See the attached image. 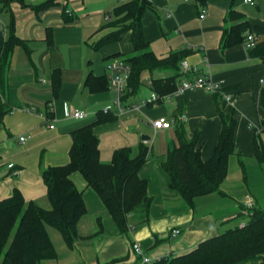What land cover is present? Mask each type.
Wrapping results in <instances>:
<instances>
[{"label": "crops", "instance_id": "crops-1", "mask_svg": "<svg viewBox=\"0 0 264 264\" xmlns=\"http://www.w3.org/2000/svg\"><path fill=\"white\" fill-rule=\"evenodd\" d=\"M129 1L24 0V4L13 3L10 10L0 14V23L7 26V38L8 22L14 17L15 35L24 43L12 52L6 72L3 99L11 112L5 116L0 129V202L19 191L27 203L36 202L49 209L42 171L66 166L70 162L71 134L96 123L102 109L113 104L115 93L110 81L108 90L94 93L86 87V79L90 73L108 77V64L115 59L113 56L131 53L129 33L120 42L99 50L94 48L112 32L105 27L106 17ZM207 1L206 6H200L194 0H150L151 7L142 19L144 35L160 59L176 51H190L184 60L196 72L182 74L178 87L208 75L232 95V101L226 103L221 95L217 99L201 90L188 91L171 101L142 107L140 113L123 117L113 114L115 119L94 127L104 163H110L114 153L122 148L137 150L142 144L150 148L139 176L148 181L152 206L148 221L135 226L130 239H126L120 235L97 193L80 173H73L71 179L82 192L87 208L80 225L83 240L79 243L94 242L93 264L121 259H126V264H135L139 259L132 252L133 242L139 243L146 256L153 260L183 255L210 238L248 223L250 219L246 222L245 218L250 214L244 208L247 198L253 199L255 209L264 211V203L257 196L264 193V165L255 160L254 149L255 129L264 119L260 104L264 92L261 82L264 81V59L251 57L245 43L222 48L225 29L234 25L227 21L232 7L250 22L246 35H254L258 44L264 42V0H253L254 4L246 0ZM204 10L206 16L201 19ZM55 71L60 73L61 80L57 95L53 91ZM174 75L173 72H145L141 90L127 97L126 103L141 105L155 92L153 77ZM67 108L85 111L88 116L84 120L67 118ZM230 109L235 111L237 120L235 155L221 186L222 205L215 213L208 206L203 209L216 197L209 195L198 199L192 209L163 169L168 152L178 145L176 125L183 124L190 139L195 132L200 133L202 159L207 162L213 156L222 130L220 112L227 114ZM159 118L172 122V128L155 130L152 123ZM52 124L54 129L50 128ZM23 136L29 137L26 143L20 142ZM241 161L245 162L246 175ZM10 165L14 166L10 168ZM100 221L101 229L98 228ZM233 221L240 223L232 227ZM175 230L180 234L173 235Z\"/></svg>", "mask_w": 264, "mask_h": 264}, {"label": "trees", "instance_id": "trees-1", "mask_svg": "<svg viewBox=\"0 0 264 264\" xmlns=\"http://www.w3.org/2000/svg\"><path fill=\"white\" fill-rule=\"evenodd\" d=\"M194 1L200 6H206L208 2ZM13 3L24 4V0H0V14L10 10ZM150 7V0H131L117 6L109 15L111 22L105 26L112 32L94 46L95 50H99L120 42L124 35L130 34L131 53L113 56L121 57L131 66L126 101L127 97L141 90L145 72L175 73L170 78L153 77L152 80V89L158 95L173 94L183 74L181 64L190 54L187 50L176 51L164 59L154 54L142 25L143 16ZM227 21L234 25L225 29L222 48L244 44L250 29L248 19L232 7ZM8 31L7 41L0 45V129L5 116L11 112L3 99L9 59L14 49L24 44L15 35L14 17H10ZM250 56L264 59V42L250 50ZM52 78L53 91L57 95L61 83L60 73L55 71ZM86 87L94 93L108 90L109 79L107 76L96 77L90 73ZM215 96L219 99V95ZM260 104L264 111V92ZM220 117L222 130L209 161L204 162L202 159L200 133L195 132L190 139L185 126L178 123L175 128L178 145L170 149L163 163V169L175 190L192 209H195L200 198L222 195L221 186L228 176L230 160L235 155V111L230 109L227 114L222 111ZM113 119L115 117L112 114L104 115L100 112L96 123L74 131L71 134L70 162L66 166L50 167L42 171L48 190L49 209L36 202L27 203L19 191L0 202V264H42L57 259L58 254L48 228L57 231L70 249L83 240L80 225L87 215V208L82 192L71 179L76 172L84 177L88 186L100 197L121 236L130 239L134 227L148 221L152 198L148 193V181L141 178L139 172L148 160L150 148L143 144L137 150L122 148L114 153L110 163L102 162L100 140L94 134V127ZM254 149L255 160L264 165V119L261 132L255 135ZM241 167L246 175L244 161H241ZM249 214L250 220L244 226L210 238L186 254L161 258L154 264H264V211L254 207L249 210ZM125 261L115 260L110 264H126Z\"/></svg>", "mask_w": 264, "mask_h": 264}, {"label": "built area", "instance_id": "built-area-1", "mask_svg": "<svg viewBox=\"0 0 264 264\" xmlns=\"http://www.w3.org/2000/svg\"><path fill=\"white\" fill-rule=\"evenodd\" d=\"M246 2L254 4L253 0H246ZM66 15H70V11H66ZM206 16V11L204 10L202 15L200 16L201 19H204ZM106 20L110 21V16L106 17ZM245 46L248 50L254 49L258 45L257 38L249 34L246 37ZM7 39V26L4 23H0V42L2 43ZM182 73L184 75L191 74L196 72V68L191 66V64L184 60L181 64ZM131 76V66L124 61L123 59H115L108 64V79L111 83V86L114 90V99L112 101L111 106H107L102 109V113L104 115L109 114H116L119 117L126 116L132 112H141L142 107L153 106L157 105L163 101H170L174 95H182L188 91H205L207 93L213 95H221L222 99L226 103H230L232 101V95L224 91L221 85L217 82H214L208 75H204L198 77L194 80L187 81L180 85L177 91L173 95H166L160 96L157 93H152L147 99L143 101L141 105H129L126 102V93L128 89V84ZM262 85L264 81L262 80ZM65 115L67 118L76 119V120H84L88 114L85 111L74 109V108H67L65 111ZM153 127L155 130L159 129H170L172 128V122L168 121L166 118H159L158 120L154 121ZM51 129H54L55 126L52 124L50 125ZM261 132V125L256 127L255 133ZM29 139L27 136H23L20 138L21 143H26ZM14 165H10L9 167L12 168ZM255 207V202L253 199L247 198L244 203L245 210L249 211ZM244 226V224H243ZM180 231L175 230L173 235H179ZM132 251L134 255L140 260L139 264H154L157 260H153L146 256L144 250L142 249L141 245L137 242L132 244ZM159 260V259H158Z\"/></svg>", "mask_w": 264, "mask_h": 264}, {"label": "rangeland", "instance_id": "rangeland-1", "mask_svg": "<svg viewBox=\"0 0 264 264\" xmlns=\"http://www.w3.org/2000/svg\"><path fill=\"white\" fill-rule=\"evenodd\" d=\"M108 22H111V20ZM115 59H122V58L117 57ZM173 94H169V95H173ZM179 96H181V95H178V96L174 95L173 97H179ZM172 99L173 98H171L170 101ZM132 113H136V112H132ZM137 113H140V112H137ZM258 175H260V174H258ZM257 196H259L261 201L264 203V193H259V195H257ZM221 205H222V197L219 195H216L214 201L213 200L208 201L204 205L203 209H207V206H208V208H209L208 210H211L215 213V209L220 210ZM248 219H250V217L246 216L245 221L247 222ZM99 223H101V221L98 222V228L101 229ZM239 223H240V221H233L231 223V226L232 227H235L236 225L238 226ZM240 226H243V224ZM48 231L50 233V237H51L53 244L55 246V249L57 251L58 257H57V259H55L53 261L52 260L46 261V262H43L42 264H93V262H95L96 256H95V253L93 251L94 242H90L89 244H87V243L80 244L79 242H77L75 247L73 249H70L69 247L66 246V244L63 241L62 236L57 231H55L52 228H48ZM122 237H124V236H122ZM124 238L127 239V237H124ZM87 239H89V238H87Z\"/></svg>", "mask_w": 264, "mask_h": 264}]
</instances>
